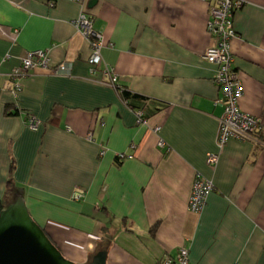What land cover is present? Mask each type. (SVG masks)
I'll return each instance as SVG.
<instances>
[{
    "label": "crops",
    "instance_id": "1",
    "mask_svg": "<svg viewBox=\"0 0 264 264\" xmlns=\"http://www.w3.org/2000/svg\"><path fill=\"white\" fill-rule=\"evenodd\" d=\"M95 1L89 15L105 46L92 72L90 41L74 26L80 5L0 0L1 79L40 51L53 65H74L68 77L30 70L17 98L0 92V211L22 195L76 264L100 251L107 264H158L181 248L190 264H264V149L217 143L223 95L205 59L215 45V0ZM243 2L230 45L243 85L239 108L260 121L264 140V0ZM106 68L152 102L145 123L109 85ZM199 174L214 190L194 214ZM79 190L85 196L73 199Z\"/></svg>",
    "mask_w": 264,
    "mask_h": 264
},
{
    "label": "built area",
    "instance_id": "2",
    "mask_svg": "<svg viewBox=\"0 0 264 264\" xmlns=\"http://www.w3.org/2000/svg\"><path fill=\"white\" fill-rule=\"evenodd\" d=\"M57 0H49V5L54 7ZM81 6L82 12L78 19L74 22L76 29L86 37L91 44V55L89 58V66L94 72L99 65L102 64L101 50L105 46L104 37L101 33L95 32L93 29V18L89 15L90 0H70ZM207 1V0H202ZM243 0H215L209 4L210 19L208 23V33L215 40V45L208 49L205 59L215 66L214 82L222 92V97L217 101V106L224 109V115L219 120L217 143L220 148L224 147L231 140L259 142L258 146L264 148V140H258L262 133V126L258 119L243 113L239 108V101L243 96V85L237 73L234 62L235 58L231 52V42L236 37L234 29V13L242 8ZM6 59L0 60V67L5 63ZM73 63L63 62L53 65L49 54L46 52H36L22 61L20 69H15L11 74H6L3 79L0 77V92L9 90L14 98L19 97L22 92L21 80L30 70L43 69L56 76H70L73 71ZM106 76L109 79V85L116 89L118 86L117 77L108 68L105 69ZM6 82L7 88L2 84ZM138 117L143 120V114L137 112ZM39 123L32 121L33 130L38 128ZM160 131V129H158ZM90 140L92 138L90 137ZM163 147L164 144L161 143ZM105 152L101 153L103 156ZM125 154H121L118 159H126ZM219 162L218 155L213 154L208 158L209 166H216ZM214 190V185L201 176H196L191 197L189 200V211L194 214H200L204 211L208 197ZM85 193L81 190L73 194V199H82ZM158 264H190V254L186 248L179 250L176 258H165Z\"/></svg>",
    "mask_w": 264,
    "mask_h": 264
},
{
    "label": "water",
    "instance_id": "3",
    "mask_svg": "<svg viewBox=\"0 0 264 264\" xmlns=\"http://www.w3.org/2000/svg\"><path fill=\"white\" fill-rule=\"evenodd\" d=\"M95 0L89 8L94 7ZM108 253L98 252L89 264H107ZM0 264H76L62 254L34 220L26 200L18 195L0 211Z\"/></svg>",
    "mask_w": 264,
    "mask_h": 264
},
{
    "label": "trees",
    "instance_id": "4",
    "mask_svg": "<svg viewBox=\"0 0 264 264\" xmlns=\"http://www.w3.org/2000/svg\"><path fill=\"white\" fill-rule=\"evenodd\" d=\"M116 90L121 95L120 97L127 107H129L131 110H133L136 113L141 112L143 114V119L149 118L148 110L151 107L152 102L147 97L135 95L130 91H128L126 88H123L119 85L117 86ZM4 204H2L1 206L2 209L7 206V204L6 206Z\"/></svg>",
    "mask_w": 264,
    "mask_h": 264
},
{
    "label": "rangeland",
    "instance_id": "5",
    "mask_svg": "<svg viewBox=\"0 0 264 264\" xmlns=\"http://www.w3.org/2000/svg\"><path fill=\"white\" fill-rule=\"evenodd\" d=\"M251 142L253 143H256V144H259V142L255 141V140H252ZM261 147V146H260ZM261 149H264L263 147H261ZM63 254V253H62ZM64 255V254H63ZM66 259L70 260L67 255H64Z\"/></svg>",
    "mask_w": 264,
    "mask_h": 264
}]
</instances>
